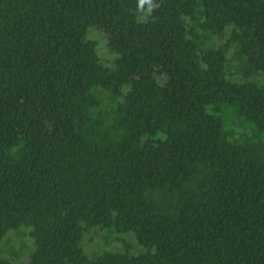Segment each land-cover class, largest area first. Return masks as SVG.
Masks as SVG:
<instances>
[{"label":"trees","instance_id":"16d2710c","mask_svg":"<svg viewBox=\"0 0 264 264\" xmlns=\"http://www.w3.org/2000/svg\"><path fill=\"white\" fill-rule=\"evenodd\" d=\"M157 2L0 0V264H264V0Z\"/></svg>","mask_w":264,"mask_h":264},{"label":"rangeland","instance_id":"374dc122","mask_svg":"<svg viewBox=\"0 0 264 264\" xmlns=\"http://www.w3.org/2000/svg\"><path fill=\"white\" fill-rule=\"evenodd\" d=\"M91 38L98 41V54L102 61L111 62L113 60V56L108 53L106 48V42L104 40V37L101 33H99L97 30H93L91 33ZM219 41V40H217ZM12 240L10 243V247L14 250H19L20 245L15 241L16 238L14 236H11ZM102 233L101 232H95L91 236H84L81 242L82 247L84 248L86 253H89L91 251H105L110 252L113 254L120 253L123 250L124 244L129 247V253L131 256H137L139 253H141L142 249L137 245V243L134 240V236L132 234H126L119 239L118 243H114L113 246H107L105 245L104 241L101 239ZM28 257L23 256L22 262L26 264L28 262Z\"/></svg>","mask_w":264,"mask_h":264},{"label":"clouds","instance_id":"9594fccd","mask_svg":"<svg viewBox=\"0 0 264 264\" xmlns=\"http://www.w3.org/2000/svg\"><path fill=\"white\" fill-rule=\"evenodd\" d=\"M160 6L157 0H136V12L145 17H150Z\"/></svg>","mask_w":264,"mask_h":264}]
</instances>
